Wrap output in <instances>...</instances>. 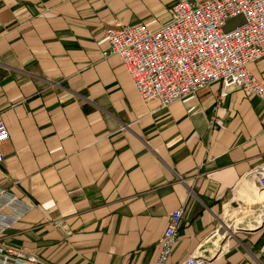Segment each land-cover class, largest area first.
I'll return each mask as SVG.
<instances>
[{
	"label": "crops",
	"instance_id": "1",
	"mask_svg": "<svg viewBox=\"0 0 264 264\" xmlns=\"http://www.w3.org/2000/svg\"><path fill=\"white\" fill-rule=\"evenodd\" d=\"M178 1L0 0V188L30 208L9 246L48 264H155L182 209L168 264H264L250 174L264 161V99H221L214 84L164 108L103 57L108 28L159 29ZM249 71L264 82V59Z\"/></svg>",
	"mask_w": 264,
	"mask_h": 264
},
{
	"label": "built area",
	"instance_id": "2",
	"mask_svg": "<svg viewBox=\"0 0 264 264\" xmlns=\"http://www.w3.org/2000/svg\"><path fill=\"white\" fill-rule=\"evenodd\" d=\"M170 14L171 21L156 30L116 23L105 31L108 47L103 57L121 61L144 101L158 100L168 108L214 84L222 86L221 99L230 89L264 99V82L249 71L251 64L264 59V0H180ZM210 123L218 124L216 115ZM8 139V128L0 120V149ZM250 174L264 192V161ZM28 210L0 188V264H48L6 242L8 230ZM182 217V209L171 213L155 264H168ZM181 264L208 261L188 259Z\"/></svg>",
	"mask_w": 264,
	"mask_h": 264
},
{
	"label": "bare ground",
	"instance_id": "3",
	"mask_svg": "<svg viewBox=\"0 0 264 264\" xmlns=\"http://www.w3.org/2000/svg\"><path fill=\"white\" fill-rule=\"evenodd\" d=\"M261 197H262V199H263V201H264V192H262V195H261Z\"/></svg>",
	"mask_w": 264,
	"mask_h": 264
},
{
	"label": "rangeland",
	"instance_id": "4",
	"mask_svg": "<svg viewBox=\"0 0 264 264\" xmlns=\"http://www.w3.org/2000/svg\"><path fill=\"white\" fill-rule=\"evenodd\" d=\"M26 253V252H25ZM36 255V254H35ZM45 262V261H44Z\"/></svg>",
	"mask_w": 264,
	"mask_h": 264
}]
</instances>
